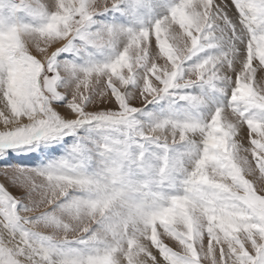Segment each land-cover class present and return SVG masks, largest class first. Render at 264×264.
Masks as SVG:
<instances>
[{
	"label": "snow or ice",
	"instance_id": "6c2138e0",
	"mask_svg": "<svg viewBox=\"0 0 264 264\" xmlns=\"http://www.w3.org/2000/svg\"><path fill=\"white\" fill-rule=\"evenodd\" d=\"M0 264H264V0H0Z\"/></svg>",
	"mask_w": 264,
	"mask_h": 264
},
{
	"label": "rangeland",
	"instance_id": "374dc122",
	"mask_svg": "<svg viewBox=\"0 0 264 264\" xmlns=\"http://www.w3.org/2000/svg\"><path fill=\"white\" fill-rule=\"evenodd\" d=\"M161 3L165 4L166 6L171 5L172 0H161ZM166 10V8L164 9ZM163 14V11L158 12L157 15H161ZM153 17L151 16H145L143 18V22L141 23L140 21H131V20H125L122 21L121 23H124L125 26L127 27H135V28H139V27H143V26H150L151 23L153 22ZM190 91H192L194 94H198L200 89L198 87H195L193 89H191ZM158 104H163L165 106H171L172 108H175L177 105L179 104H183L184 102L179 101L177 98L175 97H168L165 98L163 100H160L157 102ZM153 105H148L149 109H152ZM157 111H159V109H156ZM81 134L83 135V130H81ZM58 155L63 156L64 153L61 152ZM13 192L15 193V189H13ZM179 250V249H177Z\"/></svg>",
	"mask_w": 264,
	"mask_h": 264
}]
</instances>
